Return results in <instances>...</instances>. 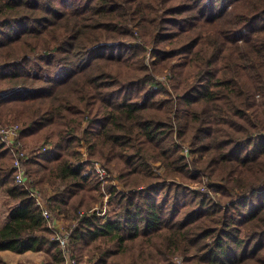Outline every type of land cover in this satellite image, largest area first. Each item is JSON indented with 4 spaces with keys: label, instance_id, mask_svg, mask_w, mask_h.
Wrapping results in <instances>:
<instances>
[{
    "label": "trees",
    "instance_id": "16d2710c",
    "mask_svg": "<svg viewBox=\"0 0 264 264\" xmlns=\"http://www.w3.org/2000/svg\"><path fill=\"white\" fill-rule=\"evenodd\" d=\"M0 114V264L66 262L34 193L80 264H264V0H0Z\"/></svg>",
    "mask_w": 264,
    "mask_h": 264
},
{
    "label": "built area",
    "instance_id": "2783aa9c",
    "mask_svg": "<svg viewBox=\"0 0 264 264\" xmlns=\"http://www.w3.org/2000/svg\"><path fill=\"white\" fill-rule=\"evenodd\" d=\"M0 137L2 141L14 152L15 154V167L17 168L16 182L20 185H25L29 187L30 182L26 177V169L23 165V159L30 158L32 155L31 152L24 147L20 139V126L18 124H9L6 126L0 125ZM50 149L49 145L44 146L41 150L47 151ZM94 168L98 172H105L98 162L94 163ZM37 203L43 209V215L49 221V225L54 232V238L59 242L61 249L66 257L65 264H80L77 258L72 255L71 246H70V233L66 227L62 225V219L54 218L53 213L47 207L46 202L42 197L34 193ZM177 264H184L182 257L176 258Z\"/></svg>",
    "mask_w": 264,
    "mask_h": 264
},
{
    "label": "rangeland",
    "instance_id": "374dc122",
    "mask_svg": "<svg viewBox=\"0 0 264 264\" xmlns=\"http://www.w3.org/2000/svg\"><path fill=\"white\" fill-rule=\"evenodd\" d=\"M148 58L150 59V54L148 55ZM151 59L154 60L153 57ZM164 76L162 77V80H166L167 79V77H164ZM7 119H11V117L8 116ZM7 119H6V117L4 115L0 114V125L6 126V125L11 124V122H7L8 121ZM184 148H185L184 153L186 155H189L190 154V148L187 147V146H185ZM105 171H106V168H105ZM120 186L122 187L121 184H120ZM196 186L197 185H195V187ZM11 204L14 205L15 202L14 203L8 202V199L6 198L5 195H2L0 197V226L7 222L8 218L5 219V217H6V215H8V210H9V207L11 206ZM62 225L64 227H66L67 222L66 223H62ZM66 229H67V227H66ZM177 257H182L183 258L182 255H178ZM12 263L13 264H17V263L18 264H51V257H50L49 254L41 252V253H37V254H29V256L26 259H23L22 261H17V262L13 261ZM82 264H84V262Z\"/></svg>",
    "mask_w": 264,
    "mask_h": 264
},
{
    "label": "crops",
    "instance_id": "0c3cea01",
    "mask_svg": "<svg viewBox=\"0 0 264 264\" xmlns=\"http://www.w3.org/2000/svg\"><path fill=\"white\" fill-rule=\"evenodd\" d=\"M8 218V215H6L5 219ZM37 253H41V252H34V251H27L24 253H17L14 251H10V250H6L3 251V256L6 260V262H8V264H13V261H22L23 259H26L29 254H37ZM18 264V263H17Z\"/></svg>",
    "mask_w": 264,
    "mask_h": 264
}]
</instances>
